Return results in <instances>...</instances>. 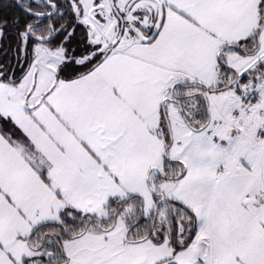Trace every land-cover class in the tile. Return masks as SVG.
<instances>
[{"label": "snow or ice", "instance_id": "1", "mask_svg": "<svg viewBox=\"0 0 264 264\" xmlns=\"http://www.w3.org/2000/svg\"><path fill=\"white\" fill-rule=\"evenodd\" d=\"M0 264H264V0H0Z\"/></svg>", "mask_w": 264, "mask_h": 264}]
</instances>
